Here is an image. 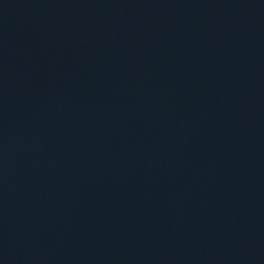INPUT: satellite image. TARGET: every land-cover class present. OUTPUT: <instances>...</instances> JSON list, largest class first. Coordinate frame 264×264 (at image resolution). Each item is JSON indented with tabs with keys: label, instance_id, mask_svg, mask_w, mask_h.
<instances>
[{
	"label": "water",
	"instance_id": "obj_1",
	"mask_svg": "<svg viewBox=\"0 0 264 264\" xmlns=\"http://www.w3.org/2000/svg\"><path fill=\"white\" fill-rule=\"evenodd\" d=\"M0 264H264V0H0Z\"/></svg>",
	"mask_w": 264,
	"mask_h": 264
}]
</instances>
